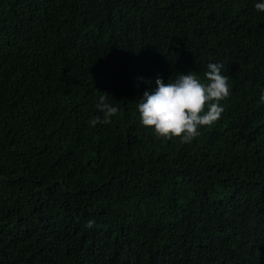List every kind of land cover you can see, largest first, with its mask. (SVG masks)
<instances>
[{
    "label": "trees",
    "instance_id": "1",
    "mask_svg": "<svg viewBox=\"0 0 264 264\" xmlns=\"http://www.w3.org/2000/svg\"><path fill=\"white\" fill-rule=\"evenodd\" d=\"M256 3L0 0V264H264ZM210 63L219 120L190 143L142 125L157 78Z\"/></svg>",
    "mask_w": 264,
    "mask_h": 264
},
{
    "label": "clouds",
    "instance_id": "2",
    "mask_svg": "<svg viewBox=\"0 0 264 264\" xmlns=\"http://www.w3.org/2000/svg\"><path fill=\"white\" fill-rule=\"evenodd\" d=\"M257 11L264 12V3H256ZM205 73L207 84L190 71L181 73L174 81L155 80V90L145 91L139 98L138 111L143 126L151 128L162 138H180L182 143H190L202 126L212 125L220 119L224 109L220 101L230 96L228 77L222 74L223 65L210 63ZM261 99L264 100V94ZM207 106V111L205 108ZM97 109L103 114L91 123L107 124L110 117L117 114L118 108L107 102L101 95ZM94 221H89L92 227Z\"/></svg>",
    "mask_w": 264,
    "mask_h": 264
}]
</instances>
